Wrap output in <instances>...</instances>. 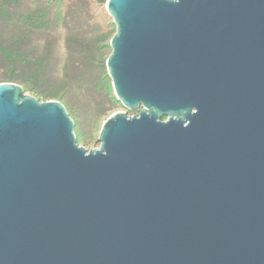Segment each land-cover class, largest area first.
Returning a JSON list of instances; mask_svg holds the SVG:
<instances>
[{
  "label": "water",
  "instance_id": "obj_1",
  "mask_svg": "<svg viewBox=\"0 0 264 264\" xmlns=\"http://www.w3.org/2000/svg\"><path fill=\"white\" fill-rule=\"evenodd\" d=\"M107 10L99 148L0 83V264H264V0Z\"/></svg>",
  "mask_w": 264,
  "mask_h": 264
},
{
  "label": "rangeland",
  "instance_id": "obj_2",
  "mask_svg": "<svg viewBox=\"0 0 264 264\" xmlns=\"http://www.w3.org/2000/svg\"><path fill=\"white\" fill-rule=\"evenodd\" d=\"M0 29L7 37L0 39L5 42L0 45V83L17 78L22 86L24 80L46 93L40 101L61 102L75 123L78 144L99 148L106 119L126 112L108 76L117 27L107 0H0Z\"/></svg>",
  "mask_w": 264,
  "mask_h": 264
},
{
  "label": "trees",
  "instance_id": "obj_3",
  "mask_svg": "<svg viewBox=\"0 0 264 264\" xmlns=\"http://www.w3.org/2000/svg\"><path fill=\"white\" fill-rule=\"evenodd\" d=\"M31 23L34 25V26H36L37 24L36 23H34L33 21H31ZM6 34H4L3 33V31H2V29H0V39H3L4 41L6 40ZM18 44L19 42H15V44ZM2 44H5V42H2ZM2 44H0V45H2ZM2 50L4 49V48H1ZM6 56L8 57V58H10V59H12V57H13V55H11V54H6ZM22 57V56H21ZM108 76H109V74H108ZM110 77V76H109ZM13 79H16V80H13L12 82H15V83H17L18 84V80L19 79H17V78H13ZM21 81H23V82H21L22 83V87L25 89V91L26 92H29V91H33L34 93H36L37 94V99H39L38 97L40 96V97H43L44 96V94H46V93H43V92H41V90H39V89H36L35 87H33V86H31V85H29V83H27V82H25L24 80H21ZM40 100V99H39ZM69 113V112H68ZM70 114V113H69ZM71 115V114H70Z\"/></svg>",
  "mask_w": 264,
  "mask_h": 264
}]
</instances>
